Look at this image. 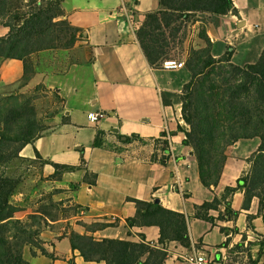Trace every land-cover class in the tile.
Returning <instances> with one entry per match:
<instances>
[{
  "label": "crops",
  "instance_id": "obj_1",
  "mask_svg": "<svg viewBox=\"0 0 264 264\" xmlns=\"http://www.w3.org/2000/svg\"><path fill=\"white\" fill-rule=\"evenodd\" d=\"M232 3L240 19L230 13L195 14L196 21L187 25L186 50L206 46L199 38L204 27L213 58L222 57L230 49L231 63L236 66L258 62L264 49V0H232ZM159 9V0H62V19L82 31V37L66 51L68 69L50 79L62 100V109L46 123L44 135L24 145L17 157L0 168L4 178L15 179L29 173L41 179L54 174L53 164L81 166V170L62 177L56 188L63 190L64 196L54 197L58 202L68 200L78 208L71 217L55 221L45 218L47 225L38 237L42 249L53 258L28 247L22 254L26 263L105 264L86 262L78 251L72 250L71 232L92 235L96 240L128 242H140V236H144L146 242L160 247L158 227L126 225V219L136 214L129 199L157 200L167 210L192 216L196 206L211 201L226 187H237V181L250 174L252 162L248 160L260 146L258 138L239 140L231 146L218 186L211 191L202 186L193 150L183 143L186 128L181 95L190 74L185 68L174 71L152 68L135 35L145 15ZM0 29L3 30L0 37L6 36L7 29L2 26ZM23 76L21 61L0 58V90H9ZM89 113L103 114L104 118L92 124L87 118ZM98 133L99 146H95ZM85 170L89 176L95 175L94 185L90 184L92 178L84 181ZM71 185H76L73 190ZM244 194L241 189L230 198L232 209L240 212L235 222L240 233L236 236L240 239L242 234L247 235L242 233L247 227V217H251L249 222L256 227L252 225L255 232L264 230L258 207L254 211L256 198L245 210ZM17 195L18 200L29 197L19 190ZM77 221L86 225L118 222L94 233H84L76 226ZM216 225L188 220L190 246L166 243L164 264H184L179 258L183 260L193 251L215 255L227 239ZM260 225L263 227L259 228ZM257 264H264V253Z\"/></svg>",
  "mask_w": 264,
  "mask_h": 264
},
{
  "label": "trees",
  "instance_id": "obj_2",
  "mask_svg": "<svg viewBox=\"0 0 264 264\" xmlns=\"http://www.w3.org/2000/svg\"><path fill=\"white\" fill-rule=\"evenodd\" d=\"M26 2L27 11L22 4ZM62 0H0V26L7 29V34L0 37V58L18 60L23 63L25 79L28 59L37 53L54 50H69L82 37L81 29L71 26L62 19ZM160 9L145 15L144 21L136 29V39L152 68H160L161 63L169 59L171 46L178 41L182 28L196 21V13L227 15L233 9L232 0H159ZM199 38L206 46L201 49L190 48L185 69L190 80L182 89V118L190 127L185 134L184 145L191 147L198 164L200 182L203 187L212 190L218 186L226 161V149L239 140L260 139L257 153L250 158L253 163L250 174L237 181V187H226L220 195L194 208L192 216H185L163 208L157 200L144 202L129 199L134 204L136 214L126 219V225L132 227L159 228L158 246L145 241L128 242L116 239L96 240L92 236L71 232L69 236L72 250L80 253L86 262H104L105 264H164L167 258L166 243L177 242L184 248L190 246L187 223L190 219H199L217 226L216 221L235 224L240 212L231 207L230 198L238 190H244L243 208H249L252 198L259 200L258 213L264 215V49L256 64L236 66L231 63L232 51L228 49L220 58L211 56V44L205 28L199 32ZM184 32L180 43H184ZM22 78V80H23ZM99 133L95 146H99ZM21 136V135H20ZM21 140L23 145L34 139L12 137L0 129V165L7 163L16 155L3 153L13 141ZM83 162V161H82ZM54 169L81 170L82 167L52 165ZM89 176L85 170L84 181ZM91 185L95 184V175ZM14 179L0 175V264H28L17 252L14 256L13 244L2 234L13 229L18 234H27L24 225L14 218L18 211L9 198L15 189ZM223 208V211L220 210ZM75 212L77 208L75 207ZM216 212V217L210 215ZM248 222L251 217H247ZM91 233L110 227L109 223H95ZM88 228L87 225H85ZM90 227V226H89ZM249 228V227H248ZM252 229V228H251ZM221 234H229L224 227H219ZM232 234H239L236 227ZM36 234V233H35ZM242 234L235 245L239 252H246L243 245L247 242ZM252 243H248L251 246ZM41 254L48 255L40 246ZM264 242L252 259L247 253L250 264H257L262 256ZM70 264H75L73 261Z\"/></svg>",
  "mask_w": 264,
  "mask_h": 264
},
{
  "label": "rangeland",
  "instance_id": "obj_3",
  "mask_svg": "<svg viewBox=\"0 0 264 264\" xmlns=\"http://www.w3.org/2000/svg\"><path fill=\"white\" fill-rule=\"evenodd\" d=\"M25 5L26 2L22 4L23 10L27 11L28 8ZM2 31L0 29V32ZM184 32H187V29L182 28L178 33L177 43L170 48L169 59L186 62L189 50H186L184 43L179 42ZM66 51L68 50L44 51L32 55L27 62V75L25 79L23 78L20 83L10 87L9 90H0V129L7 131L12 137H25L26 139H36L45 134L46 123L62 109V100L58 96L57 89L50 83V79L55 74H62L68 69L70 61L68 60V53ZM184 124V129L186 128V131H189L190 127L185 122ZM256 140L260 142V139ZM22 145L23 142L21 140L13 141L7 149L3 150V153L5 156L16 155ZM230 147L226 149V154ZM257 151L258 149L250 158ZM36 161L37 163H44L43 161ZM71 172L76 171L59 168L57 170L54 169V174L46 178L38 179L36 175H29L27 173L24 177H16L14 179L16 186L9 201L18 209L14 214V218L19 220L27 231V234H18L13 229H9L2 233L13 244L14 256L17 255V252L22 256L24 249L28 247L36 248L37 245L41 247L38 236L47 225L46 219L55 221L76 214V208L74 205L68 203V200L58 202L54 198L55 196H64L65 192L57 189L56 186L60 185L58 182H62V177L66 173ZM90 179L91 176H88L85 180ZM75 186L71 185L70 189L73 190ZM18 190L29 195L27 199L26 196H23L24 202L23 199H17ZM33 194L37 196H32ZM254 201L255 211L258 207V199L256 198ZM210 213L214 217L217 215L213 212ZM117 222L111 223V225L114 226ZM75 224L84 233L87 230H94L96 228L91 226L92 224L87 225L88 228H86V224L82 221H77ZM216 224L224 227L218 221H216ZM246 225L247 227L242 232L247 233L246 237H250V239L247 238V242L242 247L246 252H239L241 250L234 248L240 242V237L231 233V228L236 227V224L230 223L224 227L225 233L229 234L230 242L227 246H221V251L217 252L224 255V264H250L247 253L251 254L252 259L256 258L257 251L264 242V234H262L264 230H261L262 233L255 232V226L252 223L246 222ZM262 227L260 225L259 228ZM233 238H235V241H233ZM248 243H252L251 246ZM179 260L184 261L181 258Z\"/></svg>",
  "mask_w": 264,
  "mask_h": 264
},
{
  "label": "built area",
  "instance_id": "obj_4",
  "mask_svg": "<svg viewBox=\"0 0 264 264\" xmlns=\"http://www.w3.org/2000/svg\"><path fill=\"white\" fill-rule=\"evenodd\" d=\"M185 68V62L177 61L173 59H166L161 63V69L167 71L180 70ZM88 121L92 124H96L104 118L103 114L89 113L87 115ZM185 137V134H183ZM221 251V250H220ZM184 264H224V255L222 253H216L215 255H206L201 252H192L186 254L183 257Z\"/></svg>",
  "mask_w": 264,
  "mask_h": 264
},
{
  "label": "water",
  "instance_id": "obj_5",
  "mask_svg": "<svg viewBox=\"0 0 264 264\" xmlns=\"http://www.w3.org/2000/svg\"><path fill=\"white\" fill-rule=\"evenodd\" d=\"M230 14L233 16V17H236L237 19H240V16L238 14V12L235 10V9H232Z\"/></svg>",
  "mask_w": 264,
  "mask_h": 264
}]
</instances>
